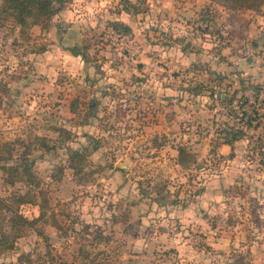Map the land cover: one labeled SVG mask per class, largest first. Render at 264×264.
Masks as SVG:
<instances>
[{"label":"rangeland","instance_id":"374dc122","mask_svg":"<svg viewBox=\"0 0 264 264\" xmlns=\"http://www.w3.org/2000/svg\"><path fill=\"white\" fill-rule=\"evenodd\" d=\"M263 3L255 13L209 0H63L47 26L0 8L1 230L2 201L27 219L47 201L0 264H254L263 105L232 150L217 133L264 93ZM83 147L75 174L65 158ZM23 163L37 185L5 182L3 168ZM26 190L34 202L15 204Z\"/></svg>","mask_w":264,"mask_h":264},{"label":"trees","instance_id":"16d2710c","mask_svg":"<svg viewBox=\"0 0 264 264\" xmlns=\"http://www.w3.org/2000/svg\"><path fill=\"white\" fill-rule=\"evenodd\" d=\"M209 1L214 4L223 6L229 10H234V11L249 10L255 13H259L261 5L264 0H209ZM62 2L63 0H2L0 4V8L3 11V14L12 17L14 22L20 26L26 24L27 18L31 19L32 24L47 26L52 16L55 15L61 9ZM111 25L116 32H121L122 34L128 32V27L122 24L121 22H112ZM67 50L71 55L79 56V58L82 61L87 60L86 54L84 52V50H86V47L80 48L77 46L74 47L72 46L69 47ZM213 73L215 74V72ZM214 77H216L217 80L221 79V76H219V74H216ZM251 88L252 90L259 91L257 85H253L251 86ZM245 89L246 88L241 87L240 90H245ZM192 93L193 94L197 93L196 88H193ZM233 98H234V94L229 96V98H221L218 96V99H220L221 101L226 100L227 104H230ZM247 101L248 99L245 98V100H243L240 103L239 107H243V105L246 104ZM262 105L264 108V104ZM69 111L73 112V108L71 106L69 107ZM251 112L253 114L256 113L252 110ZM234 114L235 113L232 112V114H230L229 117H233ZM242 116H244L245 118L243 125L234 127V124L225 123L223 127L219 128L217 133L220 139V144L229 146L231 150L233 147V143L245 136L246 129H248L251 125H256V123L252 124V122L257 121V117H259L260 114H258V116L256 114L251 116L250 114H247L245 111H243ZM91 142H94L91 147V150H95L98 147L97 142L92 139ZM180 152L182 153L181 150H178L179 154ZM86 154H87L86 147H83L80 150H75V149L71 150L65 158L67 167L70 168L75 174L80 173L81 163L85 161ZM231 155L232 154H230V156ZM10 156L11 155L8 153L6 158H10ZM18 166L19 165H7L4 168L2 167L7 172L4 181L5 182L7 181L11 184L14 183L15 181H22L25 182L28 186L37 185V182L35 181V177L30 172L27 163H23L21 165L20 170L18 169ZM140 192H142L143 195L144 193H146L147 195V192H144V190H141ZM33 197L34 196L30 194L29 190H26L24 193L11 196V198L14 200V203L17 205H21L24 203H33L34 202ZM175 203H176L175 201H171V204H175ZM2 205L5 211L9 212V215L6 216V220H5L6 222L5 225H7V228L5 229V231H3L1 230L0 227V251H5V250L13 249L14 240L20 237L26 228L31 227L33 222L44 216V209L47 207V201L46 198H44L43 196L40 197V200L37 203V206L39 208V213L38 216L34 219H27L22 214H20L15 208L9 206L5 201L4 202L2 201ZM3 219H5V216L2 218V220ZM95 235L98 236L99 234L97 233ZM104 239L106 240L108 238H104ZM96 264H101V263L97 262Z\"/></svg>","mask_w":264,"mask_h":264},{"label":"built area","instance_id":"2783aa9c","mask_svg":"<svg viewBox=\"0 0 264 264\" xmlns=\"http://www.w3.org/2000/svg\"><path fill=\"white\" fill-rule=\"evenodd\" d=\"M202 23V24H201ZM199 25H202V26H207V22L206 21H203V22H200ZM252 102V106H251V109L250 110H240V109H243V107H239L240 103L236 106L235 109H238V110H233V112L235 113L234 116L232 117L234 120L238 121L239 122V126L243 125L244 124V116H242V112L245 111L247 114H250L251 116L253 115H258L259 114V109L257 108L259 105H262L264 104V93L263 95H259V97H255L254 99L251 100ZM246 105V104H244ZM252 111L256 112L255 114H253ZM241 111V112H240ZM234 127H237L234 125Z\"/></svg>","mask_w":264,"mask_h":264},{"label":"crops","instance_id":"0c3cea01","mask_svg":"<svg viewBox=\"0 0 264 264\" xmlns=\"http://www.w3.org/2000/svg\"><path fill=\"white\" fill-rule=\"evenodd\" d=\"M263 7H264V3H263ZM256 16H261L262 19V25L261 27H259V29L264 30V9L261 12V15H256ZM258 29V28H257ZM222 146H227V145H223ZM253 253L254 255L252 256V259L254 261V264H264V242L262 244H257L253 246Z\"/></svg>","mask_w":264,"mask_h":264},{"label":"water","instance_id":"95a60500","mask_svg":"<svg viewBox=\"0 0 264 264\" xmlns=\"http://www.w3.org/2000/svg\"><path fill=\"white\" fill-rule=\"evenodd\" d=\"M130 258V257H129Z\"/></svg>","mask_w":264,"mask_h":264}]
</instances>
